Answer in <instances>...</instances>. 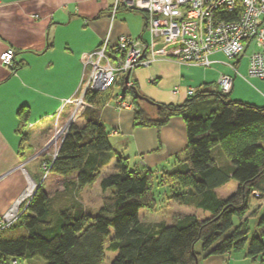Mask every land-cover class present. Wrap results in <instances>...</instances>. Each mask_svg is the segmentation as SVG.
Here are the masks:
<instances>
[{
    "label": "trees",
    "instance_id": "trees-1",
    "mask_svg": "<svg viewBox=\"0 0 264 264\" xmlns=\"http://www.w3.org/2000/svg\"><path fill=\"white\" fill-rule=\"evenodd\" d=\"M18 66H12L11 71ZM123 79L108 91L107 101L113 99L115 87L124 88ZM126 91L132 94L137 108L135 127L160 128L172 117L183 118L187 138L184 164L157 175L149 169L130 167L127 157L114 153L115 172L99 181L101 190H108L109 195L94 213L82 211L75 204L59 210L43 185H38L18 221L0 230V264L29 257H38L45 264H101L107 239L108 248L116 252L110 264H196L199 256L239 252L264 264V215L257 219L251 237L248 221L243 220L250 197L255 192L264 196V107L230 101L228 94L220 91L193 89L183 103L158 104L160 109H156L157 103L143 96L137 87ZM123 92L119 94L125 96ZM99 95L89 92L85 98L97 103L102 99ZM210 96L213 101L202 102ZM143 105L153 108L154 115L150 116ZM98 115V109L93 108L82 125L71 123L56 156L46 166L50 173L62 177L76 173V190L97 181L104 156L112 153ZM28 116L25 106L17 111L23 141ZM252 128L258 129L256 139L234 140L236 134ZM216 143L230 158V170L217 167L211 157L210 150ZM157 179L177 191L186 189L190 192L185 194L186 200L195 199L196 206L208 211L210 217L200 220L186 215L158 228L142 224L139 210L153 211L156 207L152 190ZM231 179L238 184L235 191L226 198H217L215 188ZM174 196L182 198L181 194ZM233 217L239 220L236 226ZM198 244L200 249L196 251Z\"/></svg>",
    "mask_w": 264,
    "mask_h": 264
},
{
    "label": "crops",
    "instance_id": "crops-1",
    "mask_svg": "<svg viewBox=\"0 0 264 264\" xmlns=\"http://www.w3.org/2000/svg\"><path fill=\"white\" fill-rule=\"evenodd\" d=\"M111 4V0H0V54L12 48L13 66L19 65L11 71V68L0 63V221L14 202L30 201L31 196L22 197L30 178L36 187L43 185L49 199H53L55 208L59 210L75 204L82 211L94 213L101 206L99 204L97 210L92 211L85 205L83 188L76 190L74 185L76 173L62 177L48 171L43 178V166L50 165L54 155L47 153L38 157L41 164L39 160L28 163L29 160L25 158L44 143L51 128V120H55L58 111L59 118L69 114L70 107L62 106V103L76 95L81 85L84 73L81 56L84 53L96 49L104 41L112 46L121 35L134 36L149 45L150 37L145 30L143 14L140 26L135 30L127 26L129 10L119 9L113 14ZM178 52V43L156 40L145 51V56H153L156 61L147 68L132 70L129 88L137 87L143 96L157 104H181L189 96V89L219 92L217 79L224 73L233 76L232 89L228 94L232 98L228 99L227 96L228 100L264 107V80L248 76L247 61L242 64L243 59L237 58L230 62L217 53L212 59L219 62L209 68L188 67L174 61ZM229 63H234L237 73H234ZM107 93H100L101 101L91 103V108L98 109L99 121L104 125L108 137L118 139L122 155H126L128 160L134 157L133 168L149 169L160 175L184 164L187 138L183 118L172 117L160 128L135 127L133 117L137 108L132 101V94L129 93V103L133 107L120 110L112 101H107ZM210 100L213 97H206L202 102ZM24 106L29 109V116L22 131L25 134L23 141L18 132L17 111ZM210 154L217 167L231 169V160L220 143L211 148ZM35 162L37 166L33 167ZM230 181L215 188L217 198L227 197L222 192ZM186 193L190 192L183 188L177 191L176 194L182 195L180 200L173 194L167 201L172 210L164 211L162 217H155L156 207L153 211L140 209L139 221L150 228L169 226L186 215L197 218L192 214V209L204 212L203 218H198L200 220L210 217L208 211L196 206L195 199L186 200ZM253 196L259 197L258 204L264 202V196L256 192ZM173 207L178 211H173ZM257 213V209L250 208L249 201L243 220L248 221L251 215L257 221L260 217ZM108 245L107 239L105 250L109 249ZM195 249L198 251L197 246ZM19 262L45 264L38 257H29ZM197 264H255V261L246 257L244 252H239L199 256Z\"/></svg>",
    "mask_w": 264,
    "mask_h": 264
},
{
    "label": "built area",
    "instance_id": "built-area-1",
    "mask_svg": "<svg viewBox=\"0 0 264 264\" xmlns=\"http://www.w3.org/2000/svg\"><path fill=\"white\" fill-rule=\"evenodd\" d=\"M112 13L119 9L135 10L146 15L145 30L150 37L149 45L140 39L121 35L114 45L107 41L81 56L84 73L76 95L63 101L71 106L69 117H74L87 107L89 92L102 93L113 89L128 72L147 68L156 61L145 56L148 47L156 40L178 43L179 52L174 61L179 65L209 68L219 60L212 59L220 53L230 62L253 47L248 58L249 77L264 80V0H111ZM147 45V46H146ZM14 50L5 49L0 54L1 65L13 66ZM230 67L237 73L234 63ZM129 84V82H128ZM122 80V87L128 88ZM219 91L229 94L233 76L221 74L217 79ZM193 89H189V94ZM112 103L117 109L133 107L125 96L118 94ZM58 111L55 121L59 119ZM70 125V124H69ZM56 153L54 154L55 157ZM48 171L49 168L43 166ZM28 202L16 201L2 215L0 230L10 227L24 212ZM14 211L10 216V212ZM9 264H22L12 259Z\"/></svg>",
    "mask_w": 264,
    "mask_h": 264
},
{
    "label": "rangeland",
    "instance_id": "rangeland-1",
    "mask_svg": "<svg viewBox=\"0 0 264 264\" xmlns=\"http://www.w3.org/2000/svg\"><path fill=\"white\" fill-rule=\"evenodd\" d=\"M140 17H141V12L135 11V10H129L128 15L126 17L127 26H131L132 28H134L136 30L140 26V23H141ZM132 38H136V37L133 36ZM252 49H253V47H249L239 57L240 59H243L242 64L246 63V61L248 63V58L252 52ZM182 66H188V65H182ZM247 66H248V64H247ZM188 67H190V66H188ZM191 86H194V85H191ZM259 90H260V88H259ZM120 92L121 93L123 92L121 90V88L115 87L113 90V94H112L113 98H115V96L118 95ZM107 94H110V92H108ZM123 94H125L126 101L130 102L131 101V95L127 91L123 92ZM231 98L232 97H230V95H228V99H231ZM111 101H113V99ZM212 104H213V102H212ZM69 107L71 109V106H69ZM143 107L146 109V111L149 113L150 116L154 115V109L153 108L145 106V105H143ZM90 109H92V108L87 107V108L83 109L80 113H78L74 117V119L71 120V122L69 124L75 123L79 126L82 125L84 123V120H85V115L88 111H90ZM66 110H67V108H66ZM69 118H70L69 115H64V116L60 117L59 119H57V121H55V120L53 121V119L51 120V124H50L51 128H50L49 134L46 137V140L35 151H32L31 154H28L29 156H27L25 158V160H29L28 163L33 162V161H38L39 160L38 157H40L41 155H47V153H48V155L53 156L57 152L59 144L63 138L62 139L58 138L54 143H51L48 146H46L47 142L52 138L54 133ZM257 134H258V129H255V128L248 129V130L244 131V133H241L239 135L236 134L234 136V140H236V139L238 140L240 138L241 139L247 138L248 140H254L258 136ZM108 139H109V143L112 147V153H108L107 155L104 156L102 165L100 167V176L97 179V181L95 183H93L92 185L83 187V190H82L83 201H84L85 205H87L92 211L97 210L98 205L102 204L103 200L109 195L108 190L107 191L101 190V188L99 186L100 178L102 176H106V175H109V174L115 172L114 155L113 154L115 152H117L118 154L122 155V151L119 149L120 144L118 143V139L111 138V137H108ZM125 157H126V155H125ZM24 161H22V162H24ZM39 162L41 164L42 161L39 160ZM128 162H129L130 167L133 168L134 157H130ZM32 165H33V167H34V165L37 166V163L35 162ZM22 166H24V163ZM47 172L48 171L46 169L42 170L43 178L45 177ZM30 180L34 183V190H33V192H34L36 189V184L32 180V178H30ZM46 180L47 179H45V181ZM236 184H237V182L235 180L231 179L229 184H227V186H226V190L224 192H222V195L228 196L231 193H233L235 191ZM33 192H32V195H33ZM152 193H153L155 200H156V211L154 214L155 217H160V216L162 217L164 215V211L172 210L171 207H168L167 201L172 197L173 194L177 193V190L175 187L168 186V185L164 186L161 183H159V181L157 179L154 181ZM258 199H259V197H256V196L250 197V199H249L250 208L252 207V209H254V210L257 209L258 210V213H257L258 216H263L264 215V202H260V204H258L257 203ZM248 206H249V204H248ZM174 209L176 210V208L173 207V211H175ZM177 209H179V207ZM179 210L186 211L185 209H179ZM176 211H178V210H176ZM191 211H192V214L197 216V218H203L202 213H204V212H202L201 210H198V209L193 210L192 209ZM21 215H22V213H21ZM20 216L18 217V219L20 218ZM255 221H256V217L253 218L251 215L248 216V224H249L248 237H251L253 235V231H254V227H255ZM237 223H238V219L236 217H233V225L236 226ZM199 249H200V244L197 245V250L199 251ZM115 255H116V252H113L112 250L106 249L105 250V260H104L103 264H110L111 260L114 258ZM255 264H258V261H255Z\"/></svg>",
    "mask_w": 264,
    "mask_h": 264
},
{
    "label": "bare ground",
    "instance_id": "bare-ground-1",
    "mask_svg": "<svg viewBox=\"0 0 264 264\" xmlns=\"http://www.w3.org/2000/svg\"><path fill=\"white\" fill-rule=\"evenodd\" d=\"M72 120V117H70L55 133L54 135L52 136V138L47 142V145H50L51 143H54L58 138H63L66 131H67V128L69 126V123L71 122ZM29 184H28V187L25 189L22 197H29L32 195V192L34 190V183L29 179ZM14 211L10 212L9 216L13 213Z\"/></svg>",
    "mask_w": 264,
    "mask_h": 264
},
{
    "label": "water",
    "instance_id": "water-1",
    "mask_svg": "<svg viewBox=\"0 0 264 264\" xmlns=\"http://www.w3.org/2000/svg\"><path fill=\"white\" fill-rule=\"evenodd\" d=\"M129 75H130V72H128L126 75H125V77H124V83H125V85H127L128 84V82H129ZM124 90H126V87L124 86V88H123V91ZM146 103H149V104H151L152 102L151 101H149V100H146ZM156 106V109H160V105H155ZM70 126V125H69ZM69 126H68V128H67V130L69 129ZM67 132V131H66ZM66 134V133H65ZM65 136V135H64ZM64 138V137H63ZM63 140V139H62ZM62 140H61V142H62ZM61 142H60V144H61ZM60 144H59V147H60ZM59 147H58V149H59ZM57 152H58V150H57ZM56 152V153H57ZM56 156V155H55ZM34 193V192H33ZM196 264H197V262H196Z\"/></svg>",
    "mask_w": 264,
    "mask_h": 264
}]
</instances>
